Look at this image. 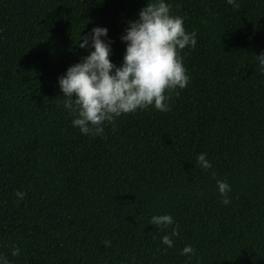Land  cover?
I'll return each mask as SVG.
<instances>
[{
	"label": "trees",
	"instance_id": "obj_1",
	"mask_svg": "<svg viewBox=\"0 0 264 264\" xmlns=\"http://www.w3.org/2000/svg\"><path fill=\"white\" fill-rule=\"evenodd\" d=\"M166 2L196 33L180 52L188 85L169 93L170 111L125 114L89 138L71 125L57 79L88 54L74 43L96 26L118 66L119 38L146 0H0V254L10 264H264V73L254 57L264 0ZM218 179L231 187L228 205ZM162 214L174 225H150ZM189 244L191 259L181 255Z\"/></svg>",
	"mask_w": 264,
	"mask_h": 264
},
{
	"label": "clouds",
	"instance_id": "obj_2",
	"mask_svg": "<svg viewBox=\"0 0 264 264\" xmlns=\"http://www.w3.org/2000/svg\"><path fill=\"white\" fill-rule=\"evenodd\" d=\"M226 2L234 8L240 7L239 0ZM107 33L106 27L96 26L89 34L79 35L74 44L88 50V54L57 79L63 107L73 117L71 125L89 138L103 137L105 126L114 125L122 115L149 108L162 113L170 111L169 93L178 96V90H183L190 80L180 52L197 44L196 33L186 31L183 17L173 15L166 0H146L137 18L127 21L119 38L125 47L118 66L109 58L112 42ZM254 57L259 71L264 73V52ZM206 156L200 153L196 157L197 164L205 171L212 168ZM212 176L215 177V172ZM216 186L221 202L228 205L230 185L218 179ZM25 195L23 191L15 193L18 201ZM149 223L165 229L174 225V219L170 214L153 215ZM178 234L173 227L170 235L161 237V243L173 247L172 237ZM104 243L110 245L111 241ZM19 253L20 249L12 245L11 255ZM181 255L191 259L195 250L192 245H185ZM0 264L10 261L0 254Z\"/></svg>",
	"mask_w": 264,
	"mask_h": 264
}]
</instances>
